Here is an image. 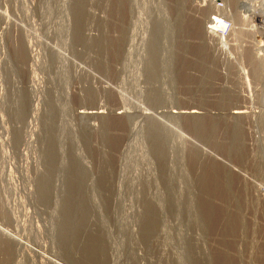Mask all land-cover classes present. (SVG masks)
I'll return each instance as SVG.
<instances>
[{"label":"rangeland","instance_id":"obj_1","mask_svg":"<svg viewBox=\"0 0 264 264\" xmlns=\"http://www.w3.org/2000/svg\"><path fill=\"white\" fill-rule=\"evenodd\" d=\"M220 2L247 14L225 44ZM238 4L0 0V228L26 245L0 233V263L264 264V58Z\"/></svg>","mask_w":264,"mask_h":264},{"label":"bare ground","instance_id":"obj_2","mask_svg":"<svg viewBox=\"0 0 264 264\" xmlns=\"http://www.w3.org/2000/svg\"><path fill=\"white\" fill-rule=\"evenodd\" d=\"M176 1V0H175ZM179 1V0H178ZM184 1V0H183ZM251 2V0H244V1H241V3H240V1H238V0H236V2H239V6L242 8V10H245V9H250V15L251 16H256L257 18H259L260 20H264L263 18H264V2L263 1H261V4H259V5H261V6H259V7H256V2H255V0H253L254 2H255V5H254V3H253V5L252 4H250V2ZM257 1V0H256ZM259 1V0H258ZM173 2V1H172ZM182 2V1H181ZM249 2V3H248ZM173 3H175V2H173ZM177 3V2H176ZM178 3H180V2H178ZM177 3V4H178ZM226 5H228L227 4V2L225 3ZM73 9H74V14H75V16H76V18H78L77 17V15H81V9H80V6H78V1H74V3H73ZM181 5V4H180ZM225 5V6H226ZM230 6V5H229ZM232 6V5H231ZM258 6V5H257ZM178 7H179V5H178ZM182 7V6H181ZM227 8V7H226ZM224 9V6H223V11H225L224 13L225 14H227L228 15V17L230 18V20H232V22L234 23V22H238L239 20H243L242 18H245V15L247 16V14H245V15H243V14H241V12H239L238 10H237V5L234 7V9H231V10H228V8L227 9ZM177 9H179V8H177ZM228 10V11H227ZM233 10V11H232ZM222 11V10H221ZM181 12V11H180ZM245 12V11H244ZM79 13V14H78ZM177 13V12H176ZM224 14V15H225ZM177 15V14H176ZM249 15V16H250ZM81 18V17H80ZM175 18H178V16L177 17H175ZM247 18V17H246ZM251 18V17H250ZM180 19V18H179ZM78 20V19H77ZM80 20V19H79ZM220 21V25H222V27H224V23H222L223 21L222 20H219ZM78 22V21H77ZM243 22V21H242ZM75 25V24H74ZM237 25V24H236ZM233 26H234V24H233ZM252 26H254V25H252ZM78 27V26H77ZM209 28H207L206 27V30L209 32V34H210V32H212V30L214 29V26H208ZM169 28V27H168ZM170 28H171V26H170ZM77 29V28H76ZM191 29V28H190ZM237 29H238V27H237ZM236 29V30H237ZM242 29V27H240V30ZM172 30V29H171ZM239 30V29H238ZM82 32V31H81ZM80 32V33H81ZM233 32H234V29H233ZM233 32H232V34L231 35H234L233 34ZM239 31H237L236 33L237 34H239L238 33ZM76 34V33H75ZM132 34V33H131ZM77 35V34H76ZM205 35V34H204ZM125 36V35H124ZM123 36V37H124ZM131 36V35H130ZM129 36V37H130ZM214 36V35H213ZM212 36V37H213ZM78 37V36H77ZM88 37V36H87ZM94 37V36H93ZM122 37V38H123ZM154 37V36H153ZM152 37V38H153ZM232 37V36H231ZM75 38H76V36H75ZM234 39H235V37H234ZM76 40V39H75ZM81 40V39H80ZM80 40H78V41H80ZM236 40V39H235ZM244 40V39H243ZM86 41H87V38H86ZM209 41V40H208ZM103 42V41H102ZM123 42V41H122ZM212 42V41H211ZM84 43H85V40H84ZM105 43V42H104ZM130 45V44H129ZM214 45H215V43H214ZM24 46V45H23ZM215 46H217V45H215ZM214 46V47H215ZM128 47V46H127ZM213 47V46H212ZM153 48V47H152ZM154 48H155V46H154ZM213 49V48H212ZM217 49V48H216ZM240 49V48H239ZM238 49V50H239ZM155 50V49H154ZM215 50V49H214ZM211 51V50H210ZM240 51V50H239ZM238 51V52H239ZM246 51V50H245ZM256 51V50H255ZM129 52H130V47H129V50L128 51H126L125 52V55L126 54H129ZM179 52V51H178ZM217 52V51H216ZM18 53V52H17ZM151 53V52H150ZM253 53V52H252ZM20 54V53H19ZM32 54V53H31ZM154 54V53H153ZM238 54V53H237ZM22 55V54H21ZM256 55V54H255ZM31 56V55H30ZM30 56H28V57H30ZM257 57V56H256ZM255 56H254V54L252 55V54H250V60L248 61V63L250 64V66L251 67H254L255 68V70L256 71H254L255 73H262V71L261 70H258L257 68L258 67H260L259 66V64L257 65V63H259V61H258V59L256 58ZM247 59H249L248 57H247ZM244 61V60H243ZM263 63H264V61H263ZM262 69V68H261ZM152 70V69H151ZM263 70V69H262ZM240 73H241V71H240ZM252 73V72H251ZM236 74H238V73H236ZM260 77V76H259ZM227 95V94H226ZM217 97V96H216ZM172 113L170 114L171 115V117H173L174 119H180V118H183V117H189V118H193V119H199L200 120V118H202L201 116V114L199 113V112H197L196 110H188V111H184V112H182V111H178V112H176V111H171ZM101 112H99L98 111V109L97 110H91V111H80V114H79V116L80 117H89V118H93V117H100L101 115H99ZM245 112H238V111H234V112H232V113H230V115H231V117H232V119H230V121H231V126H229L230 128H231V130H232V132L234 131V133H233V138H231V141L233 142L234 140H236V134H235V130L237 129V128H239V123L237 124V121L239 120V119H241L242 118V116H244L243 114H244ZM140 114L142 115V116H144V117H146V118H148L149 116L147 115V114H145V113H141L140 112ZM170 115H168V116H170ZM124 116V115H123ZM127 116V115H126ZM132 116L131 115H128V119L129 118H131ZM149 118H151V117H149ZM194 120V121H195ZM202 120V119H201ZM261 120H263V119H261ZM196 122V121H195ZM210 122H212V121H210ZM261 122H263V121H261ZM260 122V123H261ZM127 123V122H126ZM151 123V122H150ZM257 123V122H256ZM195 125L197 124V123H194ZM242 124V123H241ZM151 125V124H150ZM209 125V124H208ZM212 125V124H211ZM239 125V126H238ZM196 126H198V125H196ZM257 126V125H256ZM262 126H264V125H262ZM132 127H133V125H132ZM151 127H152V131L154 130V125L152 124L151 125ZM205 127V126H204ZM210 128L212 127V126H209ZM251 128V127H250ZM257 128H258V126H257ZM135 128H132V130L130 131V132H133V130H134ZM150 129V128H149ZM206 129V128H205ZM212 129H216V128H212ZM222 129V128H221ZM240 129V128H239ZM249 129V128H248ZM238 130V129H237ZM241 130V129H240ZM135 131V130H134ZM212 131V130H211ZM210 130L208 131L209 133L211 132ZM261 131H262V128H261ZM125 132V131H124ZM155 132V131H154ZM230 132V131H229ZM264 132V131H263ZM203 133V132H202ZM208 133V134H209ZM259 133V132H258ZM156 134V133H155ZM209 136H211V135H209ZM228 136V135H227ZM160 137V136H159ZM212 138V137H211ZM248 138V137H247ZM260 138H262V134H261V137ZM214 139V138H213ZM238 139V138H237ZM220 140V139H219ZM236 141H238V140H236ZM230 142V141H229ZM235 142V141H234ZM239 142V141H238ZM232 144V143H231ZM251 144V143H250ZM210 146H212V145H210ZM251 146V145H250ZM257 146H260V145H257ZM261 147V146H260ZM257 149H259L258 147H256ZM199 150V149H198ZM203 150V149H202ZM230 151H231V149H230ZM259 151H260V149H259ZM224 152V151H223ZM253 152V151H252ZM49 153H50V151H49ZM161 154V153H160ZM200 154V153H199ZM198 155V154H197ZM103 156V155H102ZM210 156V155H209ZM52 157V156H51ZM49 158L50 159V164H49V168L51 169L52 168V164H54V162H52V164H51V159H52V161H53V158ZM111 157V156H110ZM199 157V156H198ZM215 157V156H214ZM239 157V156H238ZM99 163H101V162H99ZM205 163V162H204ZM212 163V162H211ZM238 163V162H237ZM61 164H62V161H60L59 162V165L61 166ZM82 165H84V170L85 171H88L89 169H88V167L86 166V163L84 162V164L82 163ZM205 166V165H204ZM211 166V165H210ZM209 167V166H208ZM216 167V166H215ZM48 168V169H49ZM49 169V170H50ZM210 169V168H209ZM243 169V168H242ZM49 170H47L46 171V173H48V171ZM78 172H80V173H82V170L80 169V171L79 170H77ZM77 171H76V174L75 175H77L78 176V173H77ZM213 173V172H212ZM211 173V174H212ZM245 173V172H244ZM42 174V173H41ZM74 175V176H75ZM225 175V174H224ZM226 175H227V173H226ZM79 176H82V175H80L79 174ZM204 176V175H203ZM206 176V175H205ZM217 176V175H216ZM207 178V177H206ZM225 178V177H224ZM226 178H227V176H226ZM225 178V179H226ZM74 179H76V176H75V178ZM78 179H79V177H78ZM212 179V178H211ZM219 179V178H218ZM77 180V179H76ZM236 182V181H235ZM40 184V183H39ZM211 184V183H210ZM204 185V184H203ZM39 186V185H38ZM44 186V185H43ZM41 188H42V183L40 184V193H43L44 192V189H42L41 190ZM226 188V187H225ZM230 191V190H229ZM212 193V192H211ZM77 196V195H76ZM210 199V198H209ZM209 199H207V200H209ZM214 200V199H213ZM223 200V199H222ZM225 200V203H226V199H224ZM55 201V200H54ZM211 201V200H210ZM212 202V201H211ZM55 204V206L57 205V202H55L54 203ZM202 204V203H201ZM222 204H223V202H222ZM199 205V204H198ZM209 205V204H208ZM217 205V204H216ZM54 206V205H53ZM207 206V205H206ZM212 205L210 204L209 205V207H208V210H210V211H212L213 209H212ZM55 208V207H54ZM56 209V208H55ZM218 209V208H217ZM226 209V208H225ZM223 210V209H222ZM215 211V210H214ZM208 212V211H207ZM226 213V212H225ZM152 214V211H150V210H147V216L149 215H151ZM216 221V220H215ZM228 223V222H227ZM204 226V225H203ZM72 228H74V227H72L71 226V229ZM217 228V227H216ZM70 229V230H71ZM67 231V230H66ZM229 231V230H228ZM71 232V231H70ZM0 233L2 234V236L4 235L5 237H6V239L7 240H9V241H7L8 243H10V245L8 244V245H4L3 246V248H5V250H6V252H8L9 250H10V248L12 247L11 246V244H13L14 243V245L15 244H18L19 246L20 245H25L24 243H22L21 242V238L19 239L18 237H16L15 235H12V234H8L7 233V231L5 232V230H3V229H1L0 228ZM68 234V233H67ZM219 236V235H218ZM4 237V238H5ZM66 237V236H65ZM3 238V237H2ZM24 239V238H23ZM69 239V238H68ZM2 240V239H1ZM66 242V241H65ZM95 243V242H94ZM31 244V243H30ZM86 244V243H85ZM91 244V243H90ZM36 245V244H35ZM87 245V244H86ZM97 245V244H96ZM89 246V245H88ZM87 246V247H88ZM92 246H93V243H92ZM25 247H26V245H25ZM28 247V246H27ZM87 247H86V250L88 251V249H90V248H88L87 249ZM91 247V246H90ZM22 248V247H21ZM19 249V248H18ZM33 250V249H32ZM70 251V250H69ZM35 252V251H34ZM86 252V251H85ZM84 252V253H85ZM87 254H88V252H87ZM93 254V253H92ZM70 255V254H69ZM50 256H52V257H54L55 259H57V260H59V258L58 257H56L57 256V254H55L54 255V252H52V254L50 253ZM87 257L89 256V255H86ZM91 256V255H90ZM90 256H89V258H87V263L88 262H90L89 261V259H91L90 258ZM93 256V255H92ZM94 257V256H93ZM83 260V259H82ZM84 260H85V258H84ZM84 260H83V262H84ZM48 261H49V263L50 264H62V262L60 263L59 261H56V260H54V259H48ZM93 261V260H92ZM79 262H80V260H79ZM95 262V261H94ZM209 262V261H208ZM68 263V262H67ZM85 263H86V261H85ZM86 263V264H87ZM0 264H6V260H4L3 262H1ZM64 264V263H63ZM84 264V263H83ZM202 264V263H201Z\"/></svg>","mask_w":264,"mask_h":264},{"label":"built area","instance_id":"obj_3","mask_svg":"<svg viewBox=\"0 0 264 264\" xmlns=\"http://www.w3.org/2000/svg\"><path fill=\"white\" fill-rule=\"evenodd\" d=\"M217 6L223 10V4L221 2L217 3ZM219 19L223 21L222 23H224V27L220 25ZM211 20V24L212 26H214V29L212 30V32H210V34L217 36L218 33H220L218 36L221 35V41H223V43L225 44L223 39L226 38L228 34L234 29L233 22L228 18L225 19L221 17L219 13L213 15ZM250 20L253 21V31L258 33V35L256 36L253 34L252 42L254 45V49L256 50V56L264 58V20H258L257 17H253Z\"/></svg>","mask_w":264,"mask_h":264}]
</instances>
